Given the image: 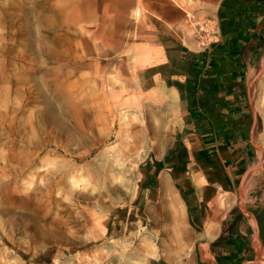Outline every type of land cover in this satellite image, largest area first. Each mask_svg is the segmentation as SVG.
Here are the masks:
<instances>
[{"label":"rangeland","instance_id":"rangeland-1","mask_svg":"<svg viewBox=\"0 0 264 264\" xmlns=\"http://www.w3.org/2000/svg\"><path fill=\"white\" fill-rule=\"evenodd\" d=\"M157 1L135 11L129 0H0V264L190 261L175 249L177 230L186 249L190 239L182 230L183 185L173 178L187 176L193 158L184 140L198 131L175 74L186 72L191 54L218 60L225 50L216 46V6L201 13L192 0L190 17L188 0H164L160 26ZM173 10L185 13L183 32L168 25ZM242 58L258 85L259 136L237 200L252 224L243 239L251 252L237 264H264L253 214L264 211L263 46L257 56L242 49ZM155 83L178 93L181 84L183 99L172 92L173 122L162 135L147 131L129 153L122 125L160 107ZM156 159L174 169L158 176L150 169Z\"/></svg>","mask_w":264,"mask_h":264},{"label":"crops","instance_id":"crops-1","mask_svg":"<svg viewBox=\"0 0 264 264\" xmlns=\"http://www.w3.org/2000/svg\"><path fill=\"white\" fill-rule=\"evenodd\" d=\"M222 1H218L215 10H219ZM239 1L235 21L243 33L239 48L257 56L259 47L263 46L264 51V0ZM221 44L220 38L216 46L221 47ZM224 49L228 50V46ZM213 56L208 53L204 57H196L194 61L205 63L201 73L190 68L182 75H175L182 84H186L189 93L195 92L200 96L193 109L188 102L183 107L191 112V116L200 118L202 124L210 126L206 134H187L184 142L193 159L190 158L187 176L173 178L183 185L180 190L181 209L185 213L186 232L190 239L184 252L191 254L188 264H237L251 252V247L246 246L243 239L245 232L249 228L253 231V228L248 215L239 211L237 200L241 197L244 178L258 151L259 117L256 105H253L258 85L252 76L253 66L242 56L235 69L231 67L233 63L229 53L225 52L218 60ZM216 61L217 67L209 70ZM174 93L176 98H180L178 92ZM157 165H162L157 171L158 176L163 171L169 173L174 169V166L162 163L161 159H156L150 169L155 171ZM226 202L229 207L224 213ZM216 211H221L216 220L206 218L202 225L197 224L205 214L207 216ZM224 224L228 238L222 245L212 247L221 236Z\"/></svg>","mask_w":264,"mask_h":264},{"label":"bare ground","instance_id":"bare-ground-1","mask_svg":"<svg viewBox=\"0 0 264 264\" xmlns=\"http://www.w3.org/2000/svg\"><path fill=\"white\" fill-rule=\"evenodd\" d=\"M188 1H189V4L186 7H184V9L186 10L185 12H187V13L192 12L193 13V11L196 7L191 3L192 0H188ZM196 1L198 3L197 6L200 7L201 13H203V12L209 13V12H211L212 8H214V6L217 5V4H215L217 2V0H194V2H196ZM157 2L158 3L155 6V9H156L157 13L159 14V20H160L159 24H160V26H163V24L166 23L165 15L163 14L164 9H165L164 8L165 4H163L164 0H158ZM128 4L135 11H139L140 9H144V8L146 9V6L144 5L143 0H129ZM166 8L168 11L167 5H166ZM169 17H170V20H169L168 25L170 27L174 28L177 32H180V31L183 32L184 30H186V28H185V26H186V24H185V18H186L185 13H183L182 11L173 10L172 15H169ZM190 17H192L191 14H190ZM177 32H176V34H177ZM140 35L142 37H139V38H141L143 40L146 39L145 35H143L142 33ZM122 47H123V43L118 39L114 44V48L121 50ZM138 81H139V78H138ZM114 82H117V81H114ZM153 86L156 87V89H157L158 96H159L158 97L159 101H157V102H159L160 107H158L157 110L153 109L152 111H149V110L142 111L141 112V115H142V121L141 122H137V123H134L132 121L131 122H124V124L122 125L121 132H122V136H123L124 140L126 141V143L128 145L129 153L132 152L133 150L139 149V145L144 143V139L147 136L146 135L147 131L150 132L151 130H153V131L155 130L156 135H162L164 133V127H166L167 124H171L173 122L172 119L175 117L176 100H175L174 94L172 92L166 90L165 88H163L161 85H159L157 83H155ZM126 90H128V89H126ZM151 102H153V101H151ZM156 123H157V125H156ZM54 176H57L56 173H54ZM55 202H56V200H55ZM220 207H221V205H220ZM219 212H221V211H216V212H212V213L210 212V213H208L207 216L205 214L204 217H202L197 222V224L202 225L206 218L210 219L211 221H212V219L216 220ZM213 222H215V221H213ZM250 225H252V224H250ZM177 229H178V227H175V230H177ZM182 230L184 231L185 234H187V232H186L187 228H186L185 224H183ZM177 233H178V230L176 232V237H175L177 239V242H176L177 247H175V249L177 251H179V253H180V252L185 251L186 247H185V244L182 242L181 238L178 237Z\"/></svg>","mask_w":264,"mask_h":264},{"label":"trees","instance_id":"trees-1","mask_svg":"<svg viewBox=\"0 0 264 264\" xmlns=\"http://www.w3.org/2000/svg\"><path fill=\"white\" fill-rule=\"evenodd\" d=\"M239 4H240L239 0H223L218 10V14H217L218 21H219L220 35L222 39L221 49H223L225 46L226 47L228 46V50H225V49L224 50L225 52L229 53L230 57L232 56L231 58L232 60L231 62L233 63L231 64L232 69L237 68L236 64L240 62V58L242 56V49H243V48L241 49L239 48L242 46L241 42H242L243 33L238 28L237 22H235L237 19L236 11L238 9ZM190 56L197 57V55H193V54H191ZM212 65H215V64H212ZM213 67L215 66H212L211 68ZM190 68H194L201 73L202 71H204L205 63L189 60L186 72H188ZM184 73L180 72V73H176L175 75H182ZM175 87L179 91L180 98L183 99V92H182L183 86L181 84H176ZM197 98H200V96L197 93L195 92L189 93L188 105L190 106V109L191 108L193 109L194 105H196ZM195 121H196L197 131L199 133L206 134L210 126H208L207 124H202V120L198 117L195 118ZM176 146H180V145L178 144ZM169 155L170 156L175 155V147L170 151ZM177 156L179 157V154ZM182 164L185 165L186 162H183ZM160 167H162V165H157L155 172H157L160 169ZM253 214L256 217L258 225L260 227L261 237L264 238V211L260 212L259 214L257 213H253ZM225 227L226 225L224 224L221 236L218 238V240L214 244H212V247L222 245L223 241H225L228 238L227 234L225 235V231H227ZM233 228H234V225L231 226L230 230H232Z\"/></svg>","mask_w":264,"mask_h":264}]
</instances>
